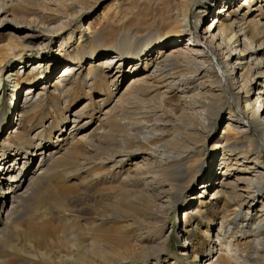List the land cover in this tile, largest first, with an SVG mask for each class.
<instances>
[{"label":"bare ground","instance_id":"1","mask_svg":"<svg viewBox=\"0 0 264 264\" xmlns=\"http://www.w3.org/2000/svg\"><path fill=\"white\" fill-rule=\"evenodd\" d=\"M6 1L0 0L2 23L7 18L16 21L20 17L18 13L31 12L43 16L32 18L31 23H49L47 32L58 37L64 35L77 12L70 8L75 4L79 9L88 7L86 0H50L55 6L53 10L44 0H8L13 3L10 6ZM236 1H206L197 14H192L191 8L197 0H146L148 7L141 5L137 18L130 22L132 30L105 34L109 45L103 44L106 40L90 37L85 47L81 38L91 33V27L83 30L87 32L85 35L78 32L75 45L80 52L55 75L58 80L51 83L47 80L19 86L20 79L39 74L41 68L46 72L48 59L36 57L38 61L35 59L36 63L25 69L22 76V68L26 67L13 66L22 55V51H17V40L12 42L9 38L0 44V77L6 64L10 68L9 80L5 81L10 83V96L22 93L19 97H23L14 110L18 119L8 129L9 135L0 137V148H15L0 152V264H109L110 261L124 264L134 259L141 264H150L152 259L153 264H163L166 260L161 255L166 253L170 241L164 225L199 175L205 158L204 144L215 118L224 111L229 119L245 120L254 129L255 137L249 134L248 128L243 130L245 125L235 127L231 120L226 122L225 135L212 147L213 156L217 154L219 159L207 161L208 172L202 175L199 190L204 195L197 199L199 206L202 205L209 188L224 184L238 171L233 182L224 184L229 186V193L225 189L211 195L224 198V203L236 205L237 210L231 216L225 212L215 229L210 226V231L204 232L211 237L205 255L197 252L191 238L182 239L186 237L182 234L187 229L185 225L175 239L189 246L190 250H184L183 255L193 264H198L200 258L205 259L204 264H264L261 156L264 150V23L257 18L259 13L249 15L255 4L264 0ZM234 12L241 13V19L233 17ZM51 13L66 20L65 26L62 22H45L57 17H50ZM190 19L195 20L193 31L188 29ZM73 37L74 33H70L67 41L61 40L57 56H62ZM172 44L175 46L168 48ZM100 46L109 48L99 50ZM234 58L237 59L233 62ZM84 60H89L87 67ZM128 61L132 62L126 70ZM45 79L48 78L45 76ZM175 80L183 82L180 86L186 89L176 99L167 97ZM93 88L106 93L107 98L96 101L93 111L98 109L99 115L95 127L78 133V129L92 124L93 112L80 124L87 105L80 113H65L68 100L75 95L72 100L75 103L80 99V91L89 95ZM242 92L245 94L241 108L246 113L244 119L238 118L231 107L240 101L238 93ZM227 95L231 100L227 101ZM5 96L6 90L0 91V112ZM46 98L53 116L59 119L54 127L53 123L45 126L39 122L38 136L31 138V123L45 106ZM107 99L112 100L109 107ZM10 151L19 158L9 160ZM34 158H39L37 168L26 179L25 170H18L21 159V169H24ZM132 160L131 168L123 171ZM213 167L216 170L212 172ZM3 173L7 178L1 176ZM78 173L86 175L84 178L91 187L78 191L79 183L75 186L78 197L72 200L66 194L65 203L69 201L74 208L72 212L79 214L85 207H91L99 194L103 204L96 210V216L87 220L76 216L71 220L62 219L64 211L55 208L53 214L61 219L55 224L51 220L54 215L47 218L42 224L44 236L38 233L39 236L32 237L31 228L19 231L27 220L33 222V216L29 215L39 203L59 202L58 187L67 186ZM93 181L97 189H93ZM258 205L262 206L256 210ZM65 208L67 211L68 204ZM190 212L197 214L198 209L192 208ZM109 220L117 222L111 237L105 227ZM61 228L69 233L63 236ZM22 232L30 243L28 250L16 242ZM239 239L244 242L242 249H238ZM229 246L235 249L232 250L234 257L222 253ZM216 248L219 253L212 262L210 255Z\"/></svg>","mask_w":264,"mask_h":264},{"label":"rangeland","instance_id":"2","mask_svg":"<svg viewBox=\"0 0 264 264\" xmlns=\"http://www.w3.org/2000/svg\"><path fill=\"white\" fill-rule=\"evenodd\" d=\"M40 1H42V0H40ZM145 1L146 0H90V1L86 0L85 2H86V5L88 6L86 9L85 8L79 9V8H77V5L75 4V6L71 7L70 10H73V11L77 10V12H76L75 16L72 18V21H71L69 27H67L64 30V35L62 36L63 38L58 37V36H54V35L49 34L47 32V25L49 23H47L45 25H41V24H37V23H31L30 20L32 18L38 17V16L33 15L31 12H28V14L18 13V16H20V17H18L16 19V21H13L11 18H7L6 20H4L5 22H3V23L1 21L4 18H3V16H1V18H0V44H4V42H6V41L8 42L9 38H11L12 42L17 40L16 41V43H17L16 48H18V50H17L18 52L21 53V51H22V55H21L20 59H17L14 62L12 61L14 64L13 66H15V67L18 66L19 68H22L23 66L26 67V65L28 63L31 66L32 64L36 63L35 62L36 60L38 61V59H36V57L40 56V57L48 59V62H47L48 68L46 69V72H44V74L46 73V76L50 75V74H54V75L56 74L57 75L58 72L60 71V69L65 65L71 64L70 62H72V60L75 59L76 54L78 52H80V51H78V49L76 48L77 46L75 45V44H77V41L79 40V39H77V38H79L78 32H82L85 35V33H87V32L86 31L83 32V30L85 28H87L88 26L91 27V33L89 35H86V37H88V38L87 39H86V37L81 38V39H83L82 45H84L86 47L91 38H94V40H99V39L106 40L107 38H106L105 34L108 31L111 33V32L116 30V33H119V31L123 32L124 30H132V27L130 26V22H133L137 18L135 15H136V12L139 11L138 8H141V5L148 7V5L145 4ZM206 1H211V0H206ZM206 1L205 0H199V1L197 0V4H195L193 6V8H191L192 9L191 13L197 14L199 9L201 7H203V3H206ZM240 1H242V0H237L236 2L240 3ZM6 2L8 4V6H10V4H13V3H10L8 0ZM43 2L47 3L48 7L50 9H52V10L55 9V6L50 2V0H44ZM140 2H142L143 4ZM68 4L70 5V1L68 2ZM234 5H237V4H234ZM74 9H76V10H74ZM106 10H109V11L106 13ZM252 13H253V15L254 14L257 15L259 13L258 14L259 16H257V18L259 19V21L261 23H264V2L259 3V4H255V7H253L252 11H250L249 15ZM103 14H105V15H103ZM49 15H50V17H55V15L57 16L56 13L55 14L51 13ZM137 15H138V13H137ZM232 16L237 18L238 20L241 19V13H239V12L238 13L234 12ZM39 17L41 18L43 16H39ZM39 17L36 19H39ZM37 21H41V20H37ZM45 22H54V23H56V22L61 23L62 22L61 25H64V26L66 24L65 23L66 20L61 19V17H59V15L57 17H55L54 19L53 18L45 19ZM120 22H122L123 24H121ZM194 25H195V20L190 19V24H189L188 29H192V31H193ZM70 33H74L73 39L67 45V47L65 48V51H63L62 56H57L56 54L60 52V51H58V49L61 46V40L67 41ZM193 33H195V32H193ZM20 41L22 42V46H21ZM172 42H175V41H172ZM100 44H102V43H100ZM103 44L109 45V42L106 40ZM174 46H175V44H172L168 48H171ZM110 47H113V45ZM63 48L64 47H62V49ZM106 48H109V47L100 46L99 50H105ZM81 49H84L86 51L89 50V49H86L84 47ZM109 53L111 55L113 52L110 51ZM262 55H264V54H262ZM235 59H237V58H234L233 62L235 61ZM88 61L89 60H84V67L87 65ZM129 62H132V61H128V63L125 65L126 70L130 68L131 63H129ZM28 67L29 66H27L26 68H22L23 71H25V69L27 70ZM3 70H4V72H3L4 75L2 77H0V87H2V90H6V96L3 100L4 102L1 106V112H0L1 113L0 114V121H1V123H0V137H2V139L4 137L6 138L9 135L8 129L10 127H12L11 124L15 123L16 119H18V117L15 116V113L12 112V109L10 111L11 113L9 112V109L13 106L12 100L14 99V96L13 97H12V95L10 96V92H11L9 89L10 83H7L8 86L5 83V81L9 80L8 77H9L10 68H8L6 64H4ZM217 71H218V69H217ZM27 72L28 71H26V76H27ZM21 75L23 76L24 74L21 73ZM41 75H42V73L35 74L32 77H30V76L27 78L24 77L22 80L21 79L19 80L18 85L21 86V85H24L25 83L40 84L42 81ZM54 81H55V78H54ZM51 82L52 81H49V83H51ZM79 82H80L79 80L76 81L77 84H79ZM124 83L122 85H120V87H119L120 90L123 88ZM172 84H173V88L171 89L172 91H170V90L168 91L167 97L174 96L173 98H175V99L179 96L182 97V95H184L185 91H186V89H184L182 86H180L181 84H183V82L181 83L178 80H175ZM233 92L236 93L237 91H233ZM20 95H22V93H20ZM238 96L240 97V101L235 102L236 105L233 104V106H231V107L233 109V112L235 113V115H237L238 118L244 119L243 116H245L244 114H246V113L244 112V110H241V108H243V106H244V98L243 97L245 96V94L243 92L238 93ZM74 97H75V95H71L69 97L68 106L66 107L65 113H68V112L70 114L75 113V112L80 113L81 108L84 105H87L86 109L82 112L83 116H82V121L80 122V124H82V122H84L85 118H89V115L91 112H93L92 118H94V119L91 121L92 124L89 127H84V128L78 129V133L88 132L93 127H95V125L98 123L97 119H96V117H98V115H99L98 109H96V111H93L96 107V104H97L96 101L97 100H105L107 98L106 93H99V92H97V88H93V90H91L89 92V95L83 94V91L82 92L80 91L79 92L80 99L75 103H73V101H72L74 99ZM22 99H23V97H19L18 102H17L18 105H20V103L22 102ZM226 99H227V101H229V100H231V97L229 95H227ZM47 101H48V103H50V101L46 98V101H44L45 106H43V108L40 110V112H38L37 117L31 123L32 124V130H30L31 132L29 133L31 138H33V137L37 138L35 136H38L36 134V132H38V125L37 124L39 122H42V124L45 126H48L51 123H53L52 125L54 127L55 121L59 119V118L55 119V117L53 116L52 110H50L51 108L48 107ZM110 101H112V100L107 99V101H106L107 107H109L111 105ZM63 110H64V108L61 109V111H63ZM94 112H95V115H94ZM229 120H231L232 123H234L233 125L235 127H241L242 125H245L246 127L243 130H246L248 128L247 130H248L249 134L252 137L253 136L255 137L254 129L252 127H248L245 120L243 122V121H238L236 119H229V117L227 115V111L220 113L217 116V118H215V122L213 124L214 127L212 128L211 133L208 135L206 142L204 144L203 151L205 153V158L203 160L199 175L196 177L195 181L192 183V187L189 190V192L187 190V192L184 194V196L182 198H180L178 205L175 207V209L172 212H170V215L167 218V221L164 225L165 231L168 234H170V241H169V244L167 246L166 253L164 255H161V256H165L164 261L166 260L163 264H193L190 260L187 259V257L185 255H183L184 250H190L189 246L184 245V243L182 242L181 239H175V237L178 234H181V232L183 231L182 229H184L185 226L187 227V229L185 232H182V234L186 235V237H182V239L184 240L187 237L191 238V243L194 246V248L197 250V252H199L201 255H205L207 250H208V247H207L208 243L211 242L210 241L211 237L210 238L207 237L204 232H209L210 226H212L213 229H215V227L217 226V223H219L220 216H223L225 214V212H226L227 216H231L235 213L234 211L237 210L235 208L236 205L230 204V203H224V201H225L224 198H222V197H221L222 199L219 197L214 198L211 195L217 191H223L224 192L225 189H226L225 192L229 193V191H230L229 186H225L224 184L230 183L229 181L233 182L235 174L238 173V171L235 173H232L230 180H227L224 184L220 183V184H218V186L214 185L213 187H215V186H217V187L214 188L213 192H212L213 187L211 189L209 188L207 190V194H205L206 199L201 200V202H203L202 205L199 206V201H198V199L202 195H204L203 193L200 194L199 190L201 189L200 185L203 184L202 175L203 174L205 175L206 172H208V168H207L206 163H207V161L210 160V158L213 159L215 157L214 159L216 161H218V159H219V156L217 158V154H215L213 156L212 147L214 144H219L218 142H219L220 138L225 135L223 132L226 130V126H227V123H229L228 122ZM6 123H9L8 127H5ZM45 130L43 132L47 133L48 130L47 131H45ZM55 137H56V135L54 134L53 138H55ZM49 146H50L49 149H51L52 145H49ZM9 149H15V148L14 147L13 148H5V147L0 148V152H2V151L4 152L5 150H9ZM15 152H16V150H15ZM15 152L14 151L8 152V155H10V159H14L15 157H16L15 159H17L18 156ZM261 156H262L263 162H264V150H262ZM38 159L39 158H34V160L29 163L28 167H26L24 169H21V164H20V167L18 170H20V171L25 170V172L23 174L24 176H26L27 173H29L28 175H31V172L34 171V168L36 167ZM133 160H135V159H133ZM133 160L130 163L129 162L126 163V166L124 167L123 171L124 170L126 171L127 169L131 168V164H133V162H134ZM11 162H14V160ZM22 162L23 161L21 159V163ZM236 168L240 169V168H242V166H236ZM30 169H33V170H30ZM75 169L77 170V168H75ZM213 170L215 171L216 168L213 167L212 172H213ZM5 175H7V174H4V177H7ZM85 176H86L85 174L78 173L73 179H71L69 181L67 186L61 184L58 187V191H57V196H58L60 201L55 203V204H47V203H43V202L39 203L36 207V210L31 212L30 213L31 215H29V216H33V218H34L33 222L30 223L29 220H27L19 231H21V230L23 231V230H27V229L31 228L30 234L32 235V237L33 236L37 237V236H39V234L43 235V225L42 224H44V222L47 218L54 215V217H52L51 220L54 221L55 224H57L59 222V220L61 219V217L56 215V213L53 214V210L55 208H58L60 211H64L63 212L64 214L62 215V219L71 220L73 217L76 216L80 220H87L91 216H93V217L96 216L95 215L96 210L99 209L103 204V198L99 194L96 196V199H94V204H92L91 207H85L84 209L80 210L79 214L72 212V210L74 208H71V206L69 205V203H70L69 201H66V203H65V199L67 198L66 194L70 197V199L74 200L78 197L77 190L81 191L82 190L81 188L86 189V188L91 187L89 184H87V180L85 179L86 178ZM76 178H78V179H76ZM26 179H30V178L27 177ZM218 182H219V180H218ZM78 184L80 185V189L76 190L75 186H77ZM211 184H212V182H211ZM92 187H93V189L98 188L95 181H93ZM5 188H7V187L4 185V189ZM66 204H68L67 211H65L66 210V208H65ZM261 206L258 205V207L255 209L258 210L259 208H261ZM192 208L198 209L197 214H195L194 212L193 213L190 212ZM187 210H188V212H185ZM225 210H227V211H225ZM243 210H245V211L247 210V205H246V207H244ZM81 211L84 215L81 213ZM216 212H219V214H216ZM184 213H186V216H187L186 217L187 221L185 224L183 223V221L185 220V214ZM116 223L117 222L113 221V220H109L108 222H106L105 227H107V235L109 237H111L114 230L117 229L114 226ZM68 233H69V231L66 230V228H61V234H63V236H65ZM212 234H213V238H214L215 237V231L212 232ZM116 237L117 238L120 237L119 231L117 232ZM26 238L27 237H26L25 233L22 232V233L18 234V237L16 239L17 244L18 245L20 244L21 248L23 247L24 250L30 249V243L28 241H26ZM240 241H241V239L238 240V242L241 244L238 249H242L244 247V245H243L244 242L243 241L240 242ZM231 248H232V246H229L228 248H226L225 252L222 251L223 255L234 257L232 250H235V249L234 248L231 249ZM214 250L215 251L213 252V254L210 255V257L212 256V259H211L212 262L215 261L216 257L218 256V253H219L218 248H216ZM198 261L200 263H198ZM198 261H197L198 264H204L205 259L200 258ZM113 262L114 261H110L109 264H111ZM153 263H154V260L153 259L150 260V264H153ZM46 264H48V263L46 262ZM124 264H141V263L139 260L134 259L133 261H131L129 263H124Z\"/></svg>","mask_w":264,"mask_h":264}]
</instances>
